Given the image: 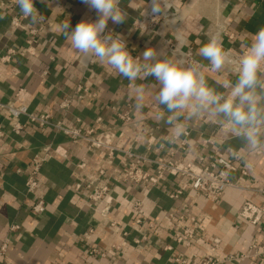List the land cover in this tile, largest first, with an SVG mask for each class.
I'll return each instance as SVG.
<instances>
[{"label": "crops", "instance_id": "0c3cea01", "mask_svg": "<svg viewBox=\"0 0 264 264\" xmlns=\"http://www.w3.org/2000/svg\"><path fill=\"white\" fill-rule=\"evenodd\" d=\"M173 3L182 18L178 30L193 45L209 86L227 96L230 89L224 84H234L236 76L226 70L216 73L206 68L208 61L199 56V48L225 25L234 37L230 41L224 38L223 42L243 56L254 34L264 28V0ZM149 4L150 0H119L126 22L114 25L109 21L107 31L123 34L127 51L141 64L155 62L142 60L141 53L147 47L156 49L157 59L173 60L161 39L149 38L133 28L134 20ZM35 6L46 20L43 36L31 49L25 44V35L36 23L24 17L20 27H13L10 19L16 13L22 15L19 7L0 5V52L6 48L16 52L9 63L0 64V102L12 101L24 105L29 112L49 113L54 122L91 127L94 139L144 156V168L153 175L146 188L130 183L124 178L118 153L109 159L106 148H93L87 139L73 142L54 129H41L32 123L14 132L0 108V123L5 131L0 138V245L7 235L11 242L0 256V264H178V258L190 264L200 263L209 255L249 253L253 242L264 244V217L251 225L236 214L245 201L255 205L264 202L260 192L264 185V146L249 151L245 141L234 134L235 126L227 117L213 120L200 115L186 119L183 114L168 113L156 100L159 84L151 76L129 81L106 61H86L62 33L63 25L69 21L75 27L82 19H96L80 0H36ZM160 34L166 38L170 31L161 25ZM137 87L143 89L139 109ZM254 92L264 96V76ZM64 99L70 100L67 109L60 106ZM258 107H264V101ZM117 113H127L129 120L119 121ZM170 115L184 125L185 132L179 138L165 123ZM19 120L25 123L26 116ZM258 129L264 141V125H258ZM44 149L49 159L41 165L36 195L31 196L25 191L26 176L31 158L43 154ZM210 156L222 157L235 167L229 176L236 185L227 188L216 202L189 190L177 199L169 198L175 188L185 187V179L166 174L155 177V162L197 161L200 157L208 160ZM80 162L85 163L83 168L76 167ZM242 169H247L246 176H241ZM99 170L104 171L110 187L104 201L106 216L101 214L104 203L87 200L90 188L86 183ZM37 197L44 201V211L32 215L29 206ZM135 203L140 204L144 214L137 225L131 212ZM171 213L201 217L189 245L174 240L177 229ZM10 225L16 229L9 233ZM135 238L140 240L138 244ZM229 264L264 263L248 258Z\"/></svg>", "mask_w": 264, "mask_h": 264}, {"label": "built area", "instance_id": "2783aa9c", "mask_svg": "<svg viewBox=\"0 0 264 264\" xmlns=\"http://www.w3.org/2000/svg\"><path fill=\"white\" fill-rule=\"evenodd\" d=\"M0 5L14 9L17 7L16 0H0ZM165 9V12L161 15L150 16L146 14V10L149 5L146 6L140 13V17L134 20L133 28L144 32L147 37H157L161 39L166 45L169 55L172 57L173 61H177L185 66L191 64L193 61H197L195 58V52L193 45L188 41L187 37L179 32V27L182 23V18L180 15V9L173 3V0H163L160 5ZM43 16V15H41ZM36 23V26L30 27L25 35V44L31 49L36 46L39 42L41 36H43V30L45 26L46 17ZM24 16L23 14H14L10 19V25L13 27H20ZM164 25L165 28L170 31L169 37H161L160 26ZM107 31V30H106ZM111 33L114 38L123 40L127 44L126 37L119 33ZM219 34L222 40V45L225 51L228 52L231 59V63L227 64L224 69L229 71L232 75L236 76V69L238 67V60L242 57L240 54L233 51L229 46H227L223 39L232 40L234 34L227 30L224 25L219 29V32L212 35L215 36ZM211 36V37H212ZM33 51V50H32ZM16 52L13 48H6L4 52H0V64L9 63ZM94 60V58L92 59ZM206 68L210 69L209 66ZM19 93V92H18ZM17 93V95H18ZM70 100L64 99L60 106L63 109L69 107ZM0 108L5 111L6 117L10 120L11 129L14 132L21 131L26 123L35 124L41 129H54L65 136H67L71 141H76L79 139H87L90 141V145L93 148L104 147L107 149L108 158H113L116 153L119 154L120 162L124 166V178L126 181L133 184H140L144 188L150 185L152 181V175L149 169H145L144 165L147 159L144 156L138 155L133 149H117L109 146L103 141L96 140L92 137L93 128H81L78 124L76 125H65L61 122L52 121V117L49 113H33L29 112L24 105L15 104L12 101H7L5 103L0 102ZM24 115L26 116V122H20L19 118ZM117 119L119 121H128L129 116L127 113H117ZM5 136V131L2 123H0V138ZM43 154H36L31 158L30 167L28 175L25 180V191L31 196L36 195L37 189V178L40 172V168L43 162L49 159V156L44 149ZM210 159L205 160L200 157L197 161H185V162H175L173 160H168L166 162H155V177L159 179L163 177L164 174L173 176L174 178L185 179V187H177L169 193V198L177 199L182 196L185 190L201 192L208 196L210 201H218L223 192L229 188L236 185V182L230 178L229 174L231 171L235 170V167L231 162L222 157H209ZM85 166L84 162H80L76 165L78 168H83ZM247 175V169L241 170V176ZM77 188L80 184L75 185ZM86 186L90 188L87 200L91 202H98L103 204L105 199L108 197L110 192V187L108 182L104 178V171L99 170L98 175L87 181ZM260 192L264 198V185L260 187ZM107 207L105 203L101 209V214L106 216ZM134 218V223L141 224L144 214L140 209V204L135 203L131 209ZM29 211L32 215H38L44 211V201L37 197L29 206ZM237 217L246 223L255 225L261 222L264 217V202L261 205H255L248 201L241 203L236 211ZM170 218L174 222V226L177 232L174 234V240L176 243H181L183 245H189L192 239L195 237L196 229L201 223V217L192 215L189 213H180L179 215L169 214ZM152 226L151 224L149 225ZM16 229L15 225L9 226V233ZM124 234H128L127 232ZM139 239L135 238L134 243L138 244ZM10 236L4 239L0 245V256L4 255L10 244ZM167 249L170 246L166 247ZM250 252L243 253L240 255L228 254L223 257H215L209 255L204 258L200 263L195 261L190 262V264H229L243 259L252 258L260 263H264V244H258L253 242L250 245ZM93 251H96L93 249ZM92 251V252H93ZM178 264H188L184 259H176Z\"/></svg>", "mask_w": 264, "mask_h": 264}, {"label": "clouds", "instance_id": "9594fccd", "mask_svg": "<svg viewBox=\"0 0 264 264\" xmlns=\"http://www.w3.org/2000/svg\"><path fill=\"white\" fill-rule=\"evenodd\" d=\"M45 3L46 0H39ZM89 12H94L95 20L82 19L75 27L70 21L62 27V33L71 47L83 54L86 61L93 58L99 62H107L116 72L129 81L138 78L153 77L159 84L156 95L157 102L168 113L185 115L186 119H194L200 115L209 119L219 116L227 117L235 126V135L245 141L249 151H256L264 146L260 139L258 125H264V107H258L264 96H258L254 90L259 86L264 76V28L254 34L247 52L238 60L236 81L224 84L230 89L227 96L219 94L208 84L207 77L201 71L202 65L193 61L187 66L171 59H157L156 49L147 47L141 53L142 60L155 61L143 63L133 58L127 51L123 40L116 39L108 30V23L122 25L126 22V14L119 8V0H80ZM163 0H150L146 14L161 15L165 9L161 7ZM20 12L32 23L44 19L36 8V0H16ZM198 54L208 61L212 72H220L231 63L227 51L224 50L219 34L212 36L209 41L199 48ZM143 73V77H141ZM143 89H135L137 104L141 107ZM160 119H164L163 114ZM178 117L170 115L165 123L172 127L173 134L179 138L185 128L177 122Z\"/></svg>", "mask_w": 264, "mask_h": 264}]
</instances>
